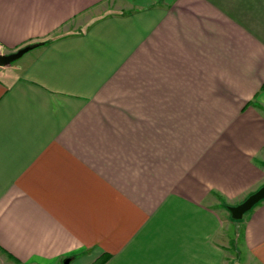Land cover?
<instances>
[{
    "label": "crops",
    "instance_id": "1",
    "mask_svg": "<svg viewBox=\"0 0 264 264\" xmlns=\"http://www.w3.org/2000/svg\"><path fill=\"white\" fill-rule=\"evenodd\" d=\"M2 264H264V0H0Z\"/></svg>",
    "mask_w": 264,
    "mask_h": 264
},
{
    "label": "water",
    "instance_id": "2",
    "mask_svg": "<svg viewBox=\"0 0 264 264\" xmlns=\"http://www.w3.org/2000/svg\"><path fill=\"white\" fill-rule=\"evenodd\" d=\"M31 48L24 47L16 51L12 54H0V67L7 66L10 63L16 61L20 57H22L25 53H27ZM264 200V186L259 188L256 192L248 196L243 202L236 206H228L227 211L230 214V218L233 221L242 220L243 216L249 212L253 207H255L258 203ZM68 261H65L64 264H67Z\"/></svg>",
    "mask_w": 264,
    "mask_h": 264
},
{
    "label": "trees",
    "instance_id": "3",
    "mask_svg": "<svg viewBox=\"0 0 264 264\" xmlns=\"http://www.w3.org/2000/svg\"><path fill=\"white\" fill-rule=\"evenodd\" d=\"M44 44H45V42L39 43V44L28 45V46H25V47H30L32 49L34 47H38V46H41V45H44ZM101 263H102V260L98 264H101Z\"/></svg>",
    "mask_w": 264,
    "mask_h": 264
},
{
    "label": "rangeland",
    "instance_id": "4",
    "mask_svg": "<svg viewBox=\"0 0 264 264\" xmlns=\"http://www.w3.org/2000/svg\"><path fill=\"white\" fill-rule=\"evenodd\" d=\"M0 264H2L1 260H0ZM238 264H242V262H239Z\"/></svg>",
    "mask_w": 264,
    "mask_h": 264
}]
</instances>
